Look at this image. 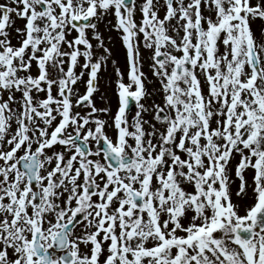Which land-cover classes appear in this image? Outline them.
I'll return each mask as SVG.
<instances>
[{"label": "snow or ice", "instance_id": "6c2138e0", "mask_svg": "<svg viewBox=\"0 0 264 264\" xmlns=\"http://www.w3.org/2000/svg\"><path fill=\"white\" fill-rule=\"evenodd\" d=\"M0 264H264V0H0Z\"/></svg>", "mask_w": 264, "mask_h": 264}, {"label": "flooded vegetation", "instance_id": "af4514ba", "mask_svg": "<svg viewBox=\"0 0 264 264\" xmlns=\"http://www.w3.org/2000/svg\"><path fill=\"white\" fill-rule=\"evenodd\" d=\"M118 47V46H117ZM120 50L117 48V54L119 55Z\"/></svg>", "mask_w": 264, "mask_h": 264}, {"label": "rangeland", "instance_id": "374dc122", "mask_svg": "<svg viewBox=\"0 0 264 264\" xmlns=\"http://www.w3.org/2000/svg\"><path fill=\"white\" fill-rule=\"evenodd\" d=\"M117 46H118V44L116 45V52H117V48L119 49V46L118 47Z\"/></svg>", "mask_w": 264, "mask_h": 264}]
</instances>
